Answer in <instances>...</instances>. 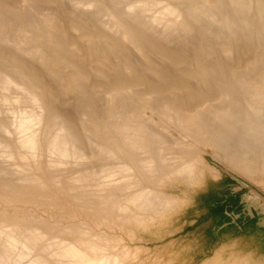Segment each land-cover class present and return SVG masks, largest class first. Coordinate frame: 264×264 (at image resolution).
I'll list each match as a JSON object with an SVG mask.
<instances>
[{"label": "bare ground", "instance_id": "obj_1", "mask_svg": "<svg viewBox=\"0 0 264 264\" xmlns=\"http://www.w3.org/2000/svg\"><path fill=\"white\" fill-rule=\"evenodd\" d=\"M211 1L190 0L198 6L192 16H200L201 7ZM41 2L58 0H0L1 202L68 204L94 215L97 222L139 221L147 212L167 208L157 183L192 168L200 153L207 152L204 147L235 152V143L245 150L264 146V46L243 73L244 51L236 49L239 41H264L259 26L264 21V0H231L227 19L212 14V21L228 25L229 34L218 33L214 43L202 38L191 45L187 52L195 53L197 72L176 76L154 65L157 53L175 66L185 63L179 53L162 51L153 42L157 25H164L165 40L196 37L199 31L191 15L175 2L130 0L122 14L108 9L106 31L94 25L82 28L60 9L46 11L39 22L27 19L24 10ZM159 6L154 25L144 24V11ZM93 7L94 3L77 1L71 6L74 12ZM15 28L20 30L18 39ZM11 41L21 42L12 50ZM99 41L130 43L141 61L162 72L156 75L161 83L140 73L130 58L125 59L124 74L108 78L106 69L98 68L108 60L103 50H94ZM90 50L94 56L88 55ZM219 54L231 65L215 57ZM88 56L95 59L92 68ZM230 71L238 77L236 83L229 80ZM241 94L255 112L252 115L243 111ZM99 95L106 98L104 107L96 104ZM63 96L70 98L64 100V104L70 101L68 106H74L73 96L77 98L74 113L61 108ZM78 116L88 124L85 136ZM145 118L148 122H143ZM169 129L181 139L166 138L163 134ZM225 156L244 171L264 170V159ZM32 216L0 210V264H122L124 256L112 253L108 236L84 225L49 231Z\"/></svg>", "mask_w": 264, "mask_h": 264}, {"label": "rangeland", "instance_id": "obj_2", "mask_svg": "<svg viewBox=\"0 0 264 264\" xmlns=\"http://www.w3.org/2000/svg\"><path fill=\"white\" fill-rule=\"evenodd\" d=\"M75 1L94 3L95 7L90 11L74 12L71 6ZM128 1L130 0H119V2L118 0H58V2L53 4H46L43 2L36 3L31 8L32 10L26 8L24 13L26 12L25 16L27 19L39 22L42 15L48 14L49 12L61 11L62 14L66 13L64 16L68 17L67 20L75 19L77 24L82 28L94 25L96 28L106 31L103 25L109 20V16L106 13L107 10L110 9V11L116 14H122ZM166 1L171 4L175 2L174 4L178 5L180 10L186 11L191 15V23L199 31V35L190 38L171 37L165 40L162 38L163 36L161 34L164 25H157V41L153 42L157 43V46H159L162 51L179 53L186 64L175 66L171 61L164 59L157 53L153 58L154 65L161 69L162 72L175 76L180 74L184 75L189 72L195 73L197 72L196 61L198 59L194 58L196 56L195 53L190 51L187 52V49L195 43L199 44L202 38L208 40V42L212 40L213 42L211 43H214L217 41L215 36L218 33H225V35L229 34L230 28L228 25L226 23L220 24L212 21L211 15H219L223 20L226 14L231 13V0H220V2L219 0H213L210 4L208 3L209 5L201 7L203 11L202 13H198L200 16L197 17L192 16V14L197 15V12L193 13L192 11L195 10V8L197 9L198 6L190 2V0H162L164 3H166ZM181 3L185 5V8ZM160 7L161 6L157 7V9H146L144 11L141 16L144 24L150 25L152 23L154 25L153 22L159 13ZM217 8L218 10H216ZM219 8H223L224 10ZM221 13H223L222 16L220 15ZM239 16L240 20H243L242 16H244V14H240ZM259 23L260 28L264 32V21L262 20ZM19 32V28L14 29V36L16 39L19 37ZM20 42L21 41H11L12 44H10L8 48L14 50L16 44ZM76 42L79 44V41ZM260 42L261 41H256L255 38H253L252 41L237 42L236 49L244 51L240 57V65L243 67L241 69L242 73L246 71V67L250 59L255 56L256 51L264 46V41ZM112 43H116V46L120 48L119 51L114 50L115 46H113ZM97 48L103 50L108 58L106 62L98 65V68L106 69L105 71L108 73V78L109 76L114 77L117 74H124L125 59L130 58L136 62L137 69L140 73L153 80L157 78V83H161L158 80L160 78L156 75L162 72L154 70L151 65L141 61L132 49L130 43L124 41H99L98 46L94 48V50ZM90 54L94 56L95 52L90 50L88 55ZM215 57L220 58L221 61H226V64L229 63L225 55L219 54V56ZM206 59L207 57L205 60ZM35 63L38 64V62ZM1 64L3 66V62H0V65ZM87 64L89 68H92L94 64H96L95 59L88 56ZM91 71H94V69ZM237 79L238 77L234 74V71H230L229 80L236 83ZM237 85L238 84H236L235 87L239 88ZM244 95H240L241 106L244 109L243 111H245V113L247 112L246 114L252 115V113L255 112L248 108L245 101L246 95ZM73 97L75 100L74 106H68L70 101L67 104L64 103L70 100V98L63 96L60 100V104L62 105L61 108L74 113L76 107L79 106V102L75 96ZM98 98L96 104H102L101 106L104 107L106 98L101 95H99ZM214 104L215 106L217 105V103ZM0 105L2 106L1 103ZM148 115H150V113H148ZM76 121L79 124L82 136H85L86 133L84 129H86L88 124H84L81 116H78ZM156 121H158V119H156ZM143 122H148V119H143ZM163 135H165L166 138L171 136L176 139H181L180 135L172 129L165 131ZM3 136L4 135L0 133V139L3 138ZM233 145L235 146L232 150L235 152H226L223 149L216 151L210 146L204 147L207 152L200 153L202 158L200 157V160L198 159L199 161L192 164V168H188L180 173L165 176L157 183L156 187L157 191L166 198L167 208H162L157 213L147 212V214L141 215L142 219L139 221L133 220L120 223L115 219H111L105 222H97V217L94 215L88 214L85 210H83V212L80 207H72V205L70 206L68 204L62 207H51L48 205L40 207L23 203L6 204L0 201V210H5L9 214L18 213L21 217L27 216V214L28 216L33 215L32 217L40 219L42 221V226H44V228L47 227L49 231H61L72 225L91 227L90 229H94L93 231H95V233L108 236L113 242L112 253L124 256L122 264H264V232L257 233L259 237L262 238L263 243H260L257 238L250 242L241 237L232 240H226L219 236L216 238L211 237L209 233L210 229L208 228V216L206 211L203 212V194L208 189L214 190L217 188L214 186V183L223 180V176H227L230 179V183L225 184L226 188L229 189L231 193H241L242 198L247 200L249 206H259V208L255 210V214L257 213L258 222L264 225V210L260 208L262 201L260 197H257L259 199L257 200L253 198L252 195L253 191H257L264 197V170H252L253 173L245 170L248 171L245 172L234 163L230 162L225 156L227 153L230 156L237 153L240 154L241 158H254L260 161L264 159V146L257 145V147L254 146L252 149L245 150L240 146V143L237 145L235 143ZM193 152L195 155L197 154L196 147ZM259 171H261V173ZM249 191L251 193H249ZM255 196H257V194H255ZM219 231L221 230H217V234Z\"/></svg>", "mask_w": 264, "mask_h": 264}, {"label": "trees", "instance_id": "obj_3", "mask_svg": "<svg viewBox=\"0 0 264 264\" xmlns=\"http://www.w3.org/2000/svg\"><path fill=\"white\" fill-rule=\"evenodd\" d=\"M230 183V180L227 176H223V180L214 183L215 188L208 189L203 194L204 196V205H203V212L206 211V214L208 216V228L210 229L211 237H221L225 238L226 240H232V239H239L241 237L242 239H246L251 242V240H254L257 238V240L260 243L262 242V238L259 237L257 233L263 232L260 231L256 225V222H250L246 225L241 224V229L238 227L233 226H225L229 219L226 215V210L228 207V204L236 206L238 205L237 198L231 199L228 203V201L225 202V197L228 195L226 192V186L225 184ZM217 230L219 233L217 234ZM216 231V232H215ZM232 236V237H231Z\"/></svg>", "mask_w": 264, "mask_h": 264}, {"label": "crops", "instance_id": "obj_4", "mask_svg": "<svg viewBox=\"0 0 264 264\" xmlns=\"http://www.w3.org/2000/svg\"><path fill=\"white\" fill-rule=\"evenodd\" d=\"M226 192L228 193V195H226L225 197L226 199L225 202L228 201V203H230L229 201L231 199L237 198L238 205L233 206L231 204L230 205L228 204L226 215H227V218L229 219V222L225 226L228 227V226L234 225L235 227H238L239 229H241V224L243 226V225H246L247 223L255 221L258 229L264 232V225H261L258 222L257 213L255 214V210L259 207L249 206L247 203V200H244L242 198L241 193H231L229 189L227 188H226ZM249 193L251 192L249 191ZM252 194L255 196V193L252 192ZM258 196L261 198V200L264 201L263 196H261L259 193H258ZM262 205L260 207H262Z\"/></svg>", "mask_w": 264, "mask_h": 264}]
</instances>
